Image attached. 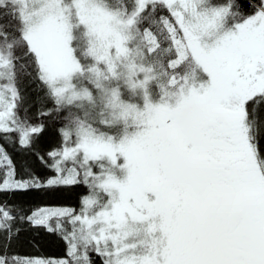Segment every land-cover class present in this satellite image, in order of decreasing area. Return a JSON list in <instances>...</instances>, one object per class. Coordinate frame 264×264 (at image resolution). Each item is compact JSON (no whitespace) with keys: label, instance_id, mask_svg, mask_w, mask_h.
<instances>
[{"label":"snow or ice","instance_id":"snow-or-ice-1","mask_svg":"<svg viewBox=\"0 0 264 264\" xmlns=\"http://www.w3.org/2000/svg\"><path fill=\"white\" fill-rule=\"evenodd\" d=\"M0 264H264V0H0Z\"/></svg>","mask_w":264,"mask_h":264},{"label":"trees","instance_id":"trees-1","mask_svg":"<svg viewBox=\"0 0 264 264\" xmlns=\"http://www.w3.org/2000/svg\"><path fill=\"white\" fill-rule=\"evenodd\" d=\"M49 140L46 139L42 147H47ZM18 166L23 162V157L16 155ZM31 163V161H29ZM86 192L84 186H78L75 191L57 194L30 193L13 198L16 202H23L27 207H76L79 197ZM15 251L20 255H42L55 258L61 255V245L58 240L46 233H37L34 230H24L20 240L15 246Z\"/></svg>","mask_w":264,"mask_h":264}]
</instances>
